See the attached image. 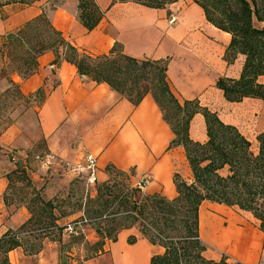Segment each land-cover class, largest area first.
<instances>
[{
  "label": "crops",
  "instance_id": "crops-1",
  "mask_svg": "<svg viewBox=\"0 0 264 264\" xmlns=\"http://www.w3.org/2000/svg\"><path fill=\"white\" fill-rule=\"evenodd\" d=\"M53 1L32 0L28 4L24 0H2L0 47L5 35L45 13ZM56 1L57 10L49 12L48 18L80 52L107 55L119 44L124 54L133 59H168L167 81L177 100H198L202 107L216 113L224 124L237 128L253 144L264 133V101L244 99L240 103H228L216 89L218 79L240 77L245 58L237 55L232 64L225 61L231 36L209 24L202 9L192 0H180L160 10L95 0L104 17L90 33L77 20L78 0ZM37 63L36 73L27 80L16 73H10L8 79L0 76V96L10 88V82L18 85L26 97L40 89L45 93L43 104L34 108L35 125L31 126V133L35 137L23 136L19 123L9 126L0 136V236L16 230L30 217L25 206L11 205L9 200L5 204L4 197L8 196L11 185L7 177L13 169L4 163V154L14 151L24 155L39 139L45 142L48 160L42 167L63 171L52 180V175L45 179L35 175L30 178L32 187L41 190L46 201L71 182L73 173L66 172L65 166L84 169L88 157L95 160L97 181L106 179L107 167L132 172L130 182L136 185L144 177H150V184L142 190L147 195L173 200L177 196L175 175L186 183L192 182L183 148L168 150L174 136L150 95L134 106L106 84L98 85L79 76L74 66L63 62L56 67L53 53L41 56ZM258 82L264 85V77ZM189 136L193 142H206L201 115L191 121ZM199 230L207 248L204 253L207 260L219 262L226 257L227 264H264V232L251 214L204 202L199 209ZM131 236L137 242L129 246L127 239ZM125 243L130 250L122 246ZM121 246L124 253H119ZM163 251L149 244L136 229L119 233L117 242L110 248L111 256H116L121 264H135L137 258L149 264L152 256ZM48 252L45 248L39 255L28 257L17 249L9 253V261L40 264L51 255V263L58 262L57 254Z\"/></svg>",
  "mask_w": 264,
  "mask_h": 264
},
{
  "label": "trees",
  "instance_id": "trees-1",
  "mask_svg": "<svg viewBox=\"0 0 264 264\" xmlns=\"http://www.w3.org/2000/svg\"><path fill=\"white\" fill-rule=\"evenodd\" d=\"M178 1L111 0V5L131 3L160 10ZM192 1L202 9L209 24L231 36L225 61L232 64L237 55L245 58L240 77L236 80L220 78L216 89L228 103H240L244 99L264 101V85L258 82L264 77V26H260L264 25V0ZM103 17L104 12L95 0H78L77 19L87 32L94 31ZM7 50L19 51V66L11 73L23 80L36 73L41 56L53 53L56 67L68 63L76 68L79 76L98 85L106 84L134 106L150 95L174 136L168 150L183 148L192 182L186 183L175 175L177 196L173 200L144 195L139 188L102 183L96 187L95 198L88 199L85 208L80 207L82 217L68 225L59 224L68 215L58 212L56 200L46 201L41 190L32 189L33 198L26 207L29 219L16 230L0 236V264H11L9 253L17 249L25 256H37L43 250L44 240L61 244L68 226L78 235V224L88 222L94 225L99 241L90 246V255L84 261L105 254V243H116L122 231L136 229L149 244L164 250L152 256L149 264H227L225 258L214 262L204 257L207 248L199 230V209L204 202L249 213L264 232V133L259 134L253 144L237 128L224 124L216 113L202 107L198 100H177L167 81L168 59H133L124 54L119 44L107 55L90 56L65 40L45 14L5 35L0 54L4 55ZM9 75L5 77L8 79ZM10 96L25 102L35 99L37 107L45 99L42 89L26 97L19 86L11 82L0 97ZM196 115L204 119L205 143L193 142L189 136V127ZM8 127L0 131V136ZM106 174L114 175L115 179L127 178L126 173L113 167H107ZM19 175L24 176L21 180L30 188L31 181L19 167L7 178L12 182V176L19 178ZM4 201L8 205L7 197ZM136 242L133 236L127 239L129 246ZM63 249L61 247L59 264H67Z\"/></svg>",
  "mask_w": 264,
  "mask_h": 264
},
{
  "label": "rangeland",
  "instance_id": "rangeland-1",
  "mask_svg": "<svg viewBox=\"0 0 264 264\" xmlns=\"http://www.w3.org/2000/svg\"><path fill=\"white\" fill-rule=\"evenodd\" d=\"M30 4V3H28ZM2 5V0H0V6ZM58 1L54 0L53 2L46 7L45 14L48 16L54 10H57ZM50 12V13H49ZM78 20V19H77ZM113 48V47H112ZM90 55L96 57L95 53L90 52ZM19 51L7 50L4 55L0 54V76L6 78L8 74L14 71L19 66ZM36 100L31 99L29 102H25L20 99H15L10 96L7 99H2L0 97V131L3 130L6 126H13L19 123L21 126V131L23 136L35 137L32 135V125H35V110ZM31 120V121H30ZM45 142L42 139H39L32 148L26 152L24 155H17L14 151H6L4 156V163L6 166L12 168V171H15L18 167L23 170L25 173L26 179L29 181L32 178V175H35L41 179H45L50 176L51 180L56 179L63 174L62 169L57 171L52 170L50 167L43 168L42 165L46 164L47 157L45 155ZM11 155L16 158V162L12 161ZM66 172L69 170L73 173V178L69 184H66L64 188L59 192L57 196L53 198L56 200L55 204L58 207V212L65 213L66 218L63 219L64 225H68L72 222H75L77 219L82 217V213L79 212L80 207L85 208L87 205L88 199H93L96 196V187L105 182H109L110 185L118 184L125 188H138V185L132 184L130 182V175L126 173L127 178L115 179L114 175L106 177L104 181H97L94 184H90L87 181V176L83 169L80 166H65ZM178 176V175H177ZM22 175L12 176V182L8 189L7 199L11 202V205L14 206H25L29 205L31 199L33 198L32 194L34 189L32 186L29 188L26 186V182L22 181ZM19 179V180H18ZM151 182V180H150ZM48 183V182H47ZM36 190V189H34ZM37 191V190H36ZM42 192V191H41ZM141 192L144 195H147L146 192ZM73 234H72V233ZM67 231L62 238V243L58 244L51 242L50 239L44 240L43 249L47 248L48 253L55 252L59 258L61 247L63 249V255L66 257L67 264H94L99 257L105 255L97 264H121V261H117L116 256L113 258L110 254L111 242H106L104 251L106 254L99 255L91 260L84 261V259L90 255V246L94 245L99 241L96 233L94 232V225L92 223L88 224H78L76 232L80 233L78 235L74 234L75 232ZM73 235V236H71ZM125 249L130 250L128 245H122ZM122 246L119 249V253L123 250ZM48 255V254H47ZM118 257V255H117ZM227 259L226 257H224ZM40 264H53L51 263V255L46 257L43 262ZM55 264H59L56 261ZM235 264V263H232Z\"/></svg>",
  "mask_w": 264,
  "mask_h": 264
},
{
  "label": "built area",
  "instance_id": "built-area-1",
  "mask_svg": "<svg viewBox=\"0 0 264 264\" xmlns=\"http://www.w3.org/2000/svg\"><path fill=\"white\" fill-rule=\"evenodd\" d=\"M24 1L26 3H31L32 2V0H24ZM11 158H12L13 162H16V158L13 155H11ZM83 170H84V172H85V174L87 176V181L90 184L96 183V181H97V178H96L97 168H96L95 160L92 157H88L86 159V166L84 167ZM149 184H150V177L146 176L140 181V183H138V188L140 190H143ZM67 231L71 232L72 231V227L68 226Z\"/></svg>",
  "mask_w": 264,
  "mask_h": 264
},
{
  "label": "bare ground",
  "instance_id": "bare-ground-1",
  "mask_svg": "<svg viewBox=\"0 0 264 264\" xmlns=\"http://www.w3.org/2000/svg\"><path fill=\"white\" fill-rule=\"evenodd\" d=\"M121 252H123V250L121 251ZM124 253V252H123ZM139 254V253H138ZM139 257V256H138ZM145 262V261H144ZM144 262H142V261H140V258H137L136 260H135V264H143Z\"/></svg>",
  "mask_w": 264,
  "mask_h": 264
}]
</instances>
